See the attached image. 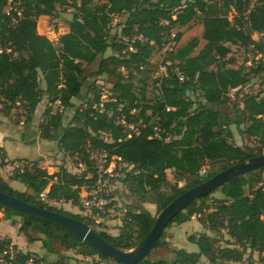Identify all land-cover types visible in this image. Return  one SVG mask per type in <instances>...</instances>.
I'll list each match as a JSON object with an SVG mask.
<instances>
[{
  "label": "trees",
  "instance_id": "16d2710c",
  "mask_svg": "<svg viewBox=\"0 0 264 264\" xmlns=\"http://www.w3.org/2000/svg\"><path fill=\"white\" fill-rule=\"evenodd\" d=\"M21 1L22 16L15 13L12 17L4 10L8 0H0V111L11 116L13 108H21L25 122L30 123L46 98L51 105L43 114L41 138L56 140L62 150L82 154L87 162L88 149H105L132 165L123 183L135 199L129 216L136 229L128 223L119 235H112L94 228L113 245L130 250L148 235L156 215L147 203L155 204L159 213L186 190L232 164L262 154L252 146L233 143L231 126L236 125L264 149V81L258 92L242 94L241 105L233 104L234 115L225 107L231 90L241 95L240 90L253 76L264 73V0ZM70 6L74 13L69 31L57 42L38 31L39 17L53 16L58 7ZM247 23L252 34L261 35L258 40L246 34ZM171 40L175 43L166 50L163 61L166 72L154 79L152 58ZM231 45H253V54L261 55L256 68L230 66ZM109 49L112 54L106 55ZM96 62L97 67L87 73V67ZM179 72L185 81L178 79ZM103 74L112 82L107 100H102L103 91L97 83ZM90 76L96 79L85 95ZM149 80L153 81V95L148 91ZM80 95L82 102L76 103L74 99ZM68 109H74V114L64 123ZM120 118H125L127 125ZM0 159V166L25 160L6 161L3 146ZM40 162L34 159L18 166L9 178L25 184L26 191L15 189L1 175L0 190L85 221L56 209L36 194L46 191L49 200L79 206L81 188L93 178L64 166L49 173ZM206 165L211 169L201 177ZM169 169L175 175L174 184ZM263 173L264 168H258L231 178L216 190L219 197L213 198V193L200 197L168 225H181L205 210L206 217L199 220L217 236L227 235L225 246L217 245L222 239L202 232L188 237L199 251L171 247V260H149V254L138 264H199L202 256L214 264H236L249 250L264 253ZM180 181L185 184L179 186ZM0 208L13 225L17 224L13 217L20 216L19 233L32 242L42 239L50 252L56 241L66 250L79 247V253L122 264L59 225ZM11 245L17 250L13 264L47 261L45 256L31 261L34 252L20 250L12 238L0 236V252ZM163 245H168L166 230L155 248ZM55 263L65 264L62 259Z\"/></svg>",
  "mask_w": 264,
  "mask_h": 264
},
{
  "label": "rangeland",
  "instance_id": "374dc122",
  "mask_svg": "<svg viewBox=\"0 0 264 264\" xmlns=\"http://www.w3.org/2000/svg\"><path fill=\"white\" fill-rule=\"evenodd\" d=\"M74 13V8L73 7H58V11L56 12L55 15L53 16H41L38 19V31L41 34H45L48 36L50 39L54 41H58L60 36L67 33L69 31V22L72 19ZM233 15L231 14V17ZM183 31V29H181ZM246 34L252 35V37L256 40L259 39L261 35H258L257 33L252 34L250 30L249 23L245 25L244 28ZM113 32L116 31V29L113 28ZM177 30H174V32ZM168 46V45H167ZM167 46L165 45L161 50L157 51L153 58H152V63H153V78L155 79L158 76H161L163 73L166 72V66L164 65L163 61L164 58L167 55L166 49ZM253 48V45L249 47H243V46H238V45H231L232 52L229 55L231 59H233L232 63L230 66L232 67H239L242 65H245L248 67V70L252 69V67L256 68L257 64L259 63V59L261 58V55H254L253 52L250 50ZM112 54V50L109 49L106 55ZM97 67V62L89 65L86 69V72L89 73L93 69ZM94 76H90L88 80H86L85 88L83 90V94H88V87L89 84H91L93 81H95ZM97 83L98 86L103 91L102 95V100H107L110 96V90L112 88V82L110 81V77H108L107 74L100 75L97 77ZM264 81V73H261L257 76H253L252 80L250 83L245 85L240 90L241 95L236 94V89L230 91V103L226 105V111L234 115V108L233 104H240L241 99H242V94L243 93H256L262 88V83ZM152 80H149V94L153 95L154 94V85L152 84ZM83 96H79L74 99L76 103L82 102ZM51 104L48 102L46 98H44L39 106L36 109V114L34 115V118L30 124H33L36 121L34 132H35V140L32 141L31 144H34L35 142H40L44 143L46 145H51V147H48L44 149L42 156L38 157L37 159H40V166L42 168H45L48 170L49 173H54L57 171L61 166H64L68 171L72 173H77V174H82L87 172V175H91L90 169H91V164L89 163V160L84 158L82 154L79 153H70L62 150L59 146L56 140H48L41 138L40 136V125L43 121L44 117V111L49 107ZM57 105L55 104L53 106L54 110L57 109ZM241 105V104H240ZM74 114V109H68L64 113V123H68ZM11 115V120L15 124H20V122H23L24 124H29L25 122V114L24 111L21 108H13L10 111ZM32 126V125H31ZM32 129L31 127H29ZM231 129L233 131V137L232 141L238 146L246 147V146H252L257 149V151L262 152L264 154V149L260 150L259 143L253 139L248 137L247 135H244L240 132L239 128L236 125H232ZM31 132V131H30ZM54 143L55 146L52 144ZM32 145L27 146L26 144L21 145L19 149L16 147L11 148L10 150V156L11 160L17 158V156L21 155H26V154H31V148ZM1 160V159H0ZM30 160L34 159H25L23 161H17L13 162L11 164L5 165V166H0V175L5 179V178H10V176L15 172V169L23 164L28 163ZM10 161V160H9ZM122 167V168H121ZM132 168V165L130 166H122L118 165L119 170H125L129 171ZM206 169L209 171L211 168L209 165H206ZM168 177L170 181L174 184L175 183V175L172 172V170H168ZM202 177V176H201ZM264 177V173H263ZM10 180V179H9ZM185 184V181H180L179 186H183ZM13 185L19 189H22L25 187V184H23L21 181H13ZM27 188V187H26ZM113 192L116 191V194L119 195L118 202L123 204H130L134 202V197L130 195V192L128 191V188L126 185L123 183V179H118V181L112 186ZM221 194L219 191H215L212 194V197H219ZM41 199V198H39ZM42 200V199H41ZM129 201V202H128ZM210 203L212 201L209 200ZM49 205L55 207L58 210H64L71 212L75 215H78L79 217L83 218L86 220L81 213V205L76 206L72 204H66L64 201H59V202H48L46 201ZM152 214L158 215L159 213L157 212L156 205L151 204L150 207L148 208ZM206 214L208 213L207 211L205 212ZM205 213H203L202 217H206ZM4 210L0 208V235L1 237H8L13 236L17 238V242L21 246L22 249L28 251H38L34 252L33 256H36L37 258H40L42 256H45L47 261L45 263L48 264H55V261H62L65 264H89L86 261L82 260L81 258L77 257L74 253L73 250H66L64 247L60 246V244L56 241H54V251L50 252L48 251L46 245L43 243L42 239L36 240V241H29V237L26 236L24 233H19L20 235L17 236V234L14 231V227L12 226L11 220H6L4 217ZM13 219L16 220L17 224L15 225L16 227H19L21 224V218L18 215H15ZM192 220L187 221L183 223L182 225H172L171 227L166 228V240L168 241V245H163L158 248H154L148 259L149 260H157L160 258H164L167 260H171L174 257V254L171 252L170 248H185L188 251H199V247L196 243H193L188 240V237L190 235H198L202 232H207L210 235H215L218 239H222L217 242V245L220 246H225L227 242V235L225 237L217 236L214 232H212L210 229L207 228V225L203 223V221L199 220V218H196L195 220H198L202 226L204 231L202 232H194L193 229H200L201 225L198 221H193ZM86 222V221H85ZM195 225V227H193ZM93 228L96 230H106L104 226L102 225H91ZM117 226H115L116 228ZM3 230V231H2ZM184 230V231H181ZM107 231V230H106ZM9 234H8V233ZM19 232V231H18ZM110 233L109 231H107ZM187 233V235H186ZM35 236L39 237L40 235L37 233H33ZM189 234V235H188ZM170 239V240H169ZM18 246V245H17ZM19 248V246H18ZM19 248V249H21ZM133 249V248H132ZM40 252V253H39ZM64 255V257H62ZM113 264L112 260H108ZM44 264V263H43ZM199 264H214L211 263L206 256H203L201 258V261ZM236 264H264V253H258V252H251L250 250L248 253L245 255L244 259Z\"/></svg>",
  "mask_w": 264,
  "mask_h": 264
},
{
  "label": "water",
  "instance_id": "95a60500",
  "mask_svg": "<svg viewBox=\"0 0 264 264\" xmlns=\"http://www.w3.org/2000/svg\"><path fill=\"white\" fill-rule=\"evenodd\" d=\"M258 168H264V154L251 157L247 161L232 164L200 184L181 193L159 212L148 235L136 247L130 250L113 245L85 221L59 211L36 206L18 196L1 190L0 207L14 211L20 215L35 217L59 225L76 237L88 242L101 254L114 259L116 262L138 264L156 247L170 222L190 203L200 197L213 193L231 178ZM36 196L40 198V193H37Z\"/></svg>",
  "mask_w": 264,
  "mask_h": 264
},
{
  "label": "built area",
  "instance_id": "2783aa9c",
  "mask_svg": "<svg viewBox=\"0 0 264 264\" xmlns=\"http://www.w3.org/2000/svg\"><path fill=\"white\" fill-rule=\"evenodd\" d=\"M72 2L73 0H67ZM21 0H8L5 6V12L15 17L16 13L18 17L22 16L23 9L21 7ZM175 40H171L166 46L167 49H172ZM178 79L185 81L183 73H178ZM99 107H103V103H100ZM120 122L123 125H127L125 118H120ZM133 127V125H130ZM157 129V128H156ZM88 160L91 164V175H87L88 178H93V182L89 185H85L81 188V213L86 219L85 221L91 225H105L109 222H116L121 225V229L125 224L130 223L134 229H136L135 222L132 221L130 213V204H121L113 195L112 186L125 176V170H119L118 165L130 166L127 162L117 155H111L105 149H88ZM122 168V167H121ZM202 177L207 175V170L204 167L200 171ZM40 198L43 201L53 202L49 200L47 192L40 193ZM57 202V201H54ZM65 202V201H64ZM204 211L195 213L192 218H201ZM93 228V226H91ZM75 255L89 264H112L107 259L102 258L100 255H88L79 253V247L73 249ZM17 250L11 245L0 252V264H13V259ZM36 256L32 255L33 260H37ZM43 264V262L41 263ZM48 264V263H44ZM56 264V263H55Z\"/></svg>",
  "mask_w": 264,
  "mask_h": 264
},
{
  "label": "crops",
  "instance_id": "0c3cea01",
  "mask_svg": "<svg viewBox=\"0 0 264 264\" xmlns=\"http://www.w3.org/2000/svg\"><path fill=\"white\" fill-rule=\"evenodd\" d=\"M35 124H36V121L33 124H30V123L29 124H24L23 122H20V124L17 125L15 123H13V121L11 120V116L5 115L3 112L0 111V146H3L4 149H5L6 161L11 160V156H10V151L11 150L10 149L13 148V147H16L17 149H19L21 147V145H24V144H26L27 146L32 145L31 154L17 156V158H15L13 160L21 159V158H23V159H37L38 157L42 156L43 151H44L45 148H47V146L52 148L51 145H46V144L40 143V142H35L34 144H31L32 141L33 142L36 141L35 138H34L35 137V132H34L35 131L34 130ZM29 127H31L32 129H30ZM52 144L55 146L54 143H52ZM5 179L8 180L10 182V184L15 189L20 190V191H26L27 190L26 186L24 188H22V189H19V188L15 187L13 185V181H16V180H9V178H5ZM113 195L115 196V198L117 200L120 198L119 195L116 194V191L113 192ZM65 203L66 204L67 203L68 204H72L71 202H65ZM123 204H125V203H123ZM150 205H151V203H147L146 207L149 208ZM193 219H194L193 221H198V220H195L196 218H193ZM6 220H11V222H12V219H6ZM200 225H201L200 229H197V230L193 229V231L194 232H202V231H204L205 228L203 230V226H202L201 223H200ZM0 226H1V224H0ZM12 226L14 227V231L17 234V236H19L20 235L19 232H18L19 227H16L13 224H12ZM115 226H117V227L115 228ZM193 227H195V225ZM105 229L107 231H109L110 234H112V235H119L120 232H121V225L117 224L116 222H109V223H107L105 225ZM181 231H184V230H181ZM0 235H2V233H0ZM186 235H187V233H186ZM8 237L12 238L13 243L15 245H18L19 248H21V246L17 242V238H15L13 236H10V235ZM188 240H189V238H188ZM20 250L26 251V250H24L22 248ZM28 251H31V250H28ZM32 252H38V251H32Z\"/></svg>",
  "mask_w": 264,
  "mask_h": 264
}]
</instances>
